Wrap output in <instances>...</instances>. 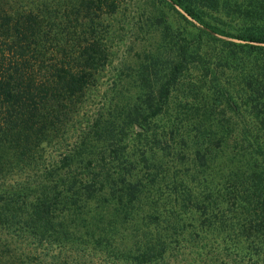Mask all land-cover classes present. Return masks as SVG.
Here are the masks:
<instances>
[{
  "label": "trees",
  "instance_id": "1",
  "mask_svg": "<svg viewBox=\"0 0 264 264\" xmlns=\"http://www.w3.org/2000/svg\"><path fill=\"white\" fill-rule=\"evenodd\" d=\"M129 1L0 0V264H264V0H168L237 39L216 56L242 68L222 80L185 47L136 98L113 66ZM194 62L212 102L172 105ZM189 143L192 171L157 163Z\"/></svg>",
  "mask_w": 264,
  "mask_h": 264
},
{
  "label": "rangeland",
  "instance_id": "2",
  "mask_svg": "<svg viewBox=\"0 0 264 264\" xmlns=\"http://www.w3.org/2000/svg\"><path fill=\"white\" fill-rule=\"evenodd\" d=\"M221 1L225 5L235 7L236 2L244 3L247 0ZM128 4L125 16L121 17L124 23L119 24L120 35L114 43L113 66L124 75V86L134 98L141 95L145 86H157L161 81L167 80L171 75L174 63L180 59L178 51L182 48L186 49L185 47L191 49L197 45L202 46L205 53L204 58L211 62L212 66H215L214 71L222 80L231 79L240 73L241 66H233L230 62L219 61L216 56L221 48H229V43L231 41L238 42L237 39L216 34L192 19L179 7L172 5L168 0H130ZM223 9L213 14L211 22L227 31L237 32L238 25L242 21L241 15L238 12H233L230 15ZM205 78L206 72L198 67L197 62L192 63L189 69L183 68L179 71L176 79L172 78L171 80L175 89L172 105L181 104L184 106L193 103L194 106H201L212 102L210 93L203 84ZM125 88L123 87V90ZM228 89L223 91V93H229L226 98L237 95L242 104L238 114L229 112V116L241 124L248 123L253 116L243 100L246 93L238 92L232 87H228ZM182 109L188 113L189 108ZM217 113V118L222 119L220 112ZM187 115V117L190 115L189 118L199 119L202 113L192 117V113L189 111ZM162 118H166V116ZM163 122L159 118V124ZM176 148V155L180 153V150L186 155L185 160L181 161L180 159L181 164L176 155L158 158L157 163H167L172 170L189 169L192 171L195 169V145L189 143L188 146Z\"/></svg>",
  "mask_w": 264,
  "mask_h": 264
}]
</instances>
